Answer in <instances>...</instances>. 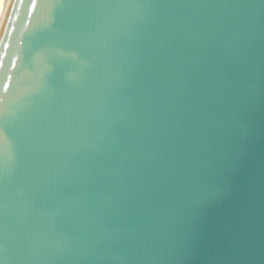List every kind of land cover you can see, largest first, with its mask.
I'll use <instances>...</instances> for the list:
<instances>
[{
  "label": "water",
  "instance_id": "95a60500",
  "mask_svg": "<svg viewBox=\"0 0 264 264\" xmlns=\"http://www.w3.org/2000/svg\"><path fill=\"white\" fill-rule=\"evenodd\" d=\"M0 264H264V0H13Z\"/></svg>",
  "mask_w": 264,
  "mask_h": 264
},
{
  "label": "bare ground",
  "instance_id": "6f19581e",
  "mask_svg": "<svg viewBox=\"0 0 264 264\" xmlns=\"http://www.w3.org/2000/svg\"><path fill=\"white\" fill-rule=\"evenodd\" d=\"M13 0H0V35Z\"/></svg>",
  "mask_w": 264,
  "mask_h": 264
},
{
  "label": "snow or ice",
  "instance_id": "6c2138e0",
  "mask_svg": "<svg viewBox=\"0 0 264 264\" xmlns=\"http://www.w3.org/2000/svg\"><path fill=\"white\" fill-rule=\"evenodd\" d=\"M32 6H33V7H35V5H34V4H33ZM5 88H7V85H5Z\"/></svg>",
  "mask_w": 264,
  "mask_h": 264
}]
</instances>
